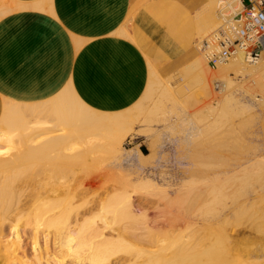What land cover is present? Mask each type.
Wrapping results in <instances>:
<instances>
[{"label":"bare ground","instance_id":"6f19581e","mask_svg":"<svg viewBox=\"0 0 264 264\" xmlns=\"http://www.w3.org/2000/svg\"><path fill=\"white\" fill-rule=\"evenodd\" d=\"M242 7L241 0H209L208 4L202 7L203 9L201 8V11L198 10L197 13L194 11L196 23L202 31V37L203 34H207L206 37L209 38L216 28L208 35L212 29L211 25L219 24L217 21L219 18L217 19L215 14L216 8H220L224 13L235 14ZM9 8L10 5L6 3V0H0V17L5 15ZM161 15L163 16V14ZM187 15L189 16L186 14L185 17ZM175 18L173 19L175 20ZM168 28L170 27L168 26L167 30H169ZM124 34L127 37L132 36L127 31ZM179 34L183 35L182 32ZM185 34L187 33L185 32ZM173 39L176 40L175 37ZM183 43L181 42V44ZM197 46H199L197 49L201 54L186 65L182 73L186 75L192 72L198 73L199 78L193 80L202 85L200 90L203 100L205 99L204 101L208 102L210 107L214 97L212 78L219 79L221 83L219 93L225 106L232 102H240L239 98L237 99L239 95L234 92L229 93V90L237 83L235 80L239 77L246 79V82L252 86L249 90H244V94L250 96L254 102L264 101V58L257 65L251 66L245 63L243 55H239L237 58L217 66L215 71H212L202 49V43L199 42ZM181 47L183 48V46ZM142 52L144 53V51ZM151 61L153 62V60ZM155 65L158 64L155 63ZM155 65L150 63L149 84L140 100L126 110H117L119 112H104L88 106L75 92L72 85L50 94L43 100L32 103L0 98V264H68L67 262H70L69 264H232L237 258L236 256L240 255L236 250L235 258L230 256L235 247L230 233H228L227 226L230 225V216L227 213L222 218V223L212 219L213 216L210 214L212 217L210 227L215 233H213L212 241H207L208 243L197 237L198 227L201 226H199V219L192 216V211H190L192 213L189 212L190 218H186L189 214L184 208L187 207L186 195L185 199L183 197L186 186L182 185L181 189H184L182 192L177 184L185 175V169H183L185 159L184 162L183 159L177 160L181 167H177L176 164L177 169L172 167L173 170L169 172L158 169L157 163L159 162L155 158L156 153L148 156L137 149L127 150L125 148L128 138L137 137L134 127L138 122V116L145 115L148 122L153 117V113L156 114L159 111L161 113L162 109L168 108L167 103H178V97H182L184 93L183 89L179 93L172 88L170 85L172 76L161 77L157 71L159 65L158 67ZM232 74H235L236 77H232ZM155 93L158 95V100L155 101L152 111L145 107L149 103L145 104L144 101L148 99L153 101ZM185 98H189V96ZM184 101L186 100L184 99ZM184 104L188 103L184 102ZM138 134L140 135L139 132ZM84 140L98 142L96 144L99 145V148L104 147L103 150L108 152L107 158L102 160L105 165L100 166L101 168L90 169L92 165L99 164L102 159H100L102 155L99 153L103 154L104 152L102 153L101 149L98 150L99 153L97 150L95 152L87 151V147L95 146L94 142L92 147V144L85 141L89 146L87 145L86 148L82 146L81 148L85 149H81L79 141L82 143ZM178 144L176 145L178 146ZM164 145L166 146V144ZM154 146L155 143L152 141L149 146L150 150H153ZM106 153H104V157ZM165 157L167 156L164 155ZM172 160L174 159L172 158ZM166 161L168 162V159ZM150 164H154L151 171L148 168ZM176 179L177 182H175ZM215 186L211 187L215 189ZM188 193L187 197L193 195V193ZM194 194L196 196V193ZM205 197L207 198V196ZM193 201L196 202L197 199H193ZM193 201L191 207H193ZM213 201L211 198L210 208L214 206ZM196 204L194 203V205ZM226 205L224 210H229ZM207 209L209 210V208ZM244 209L246 212V208ZM194 211L196 212V209ZM217 214L215 213L216 217H219ZM237 214L239 215L238 212ZM261 216L264 218V211ZM207 228L209 231V227ZM254 228L257 232L258 245L253 251L259 256H257L258 260L255 264H262V224L260 226L256 223ZM188 231H190V235L187 233ZM26 237H29L31 241L30 247L33 250L32 259L34 262L27 259L24 250L27 245ZM246 249L248 248L246 247ZM240 253L242 255L245 252ZM223 256L225 257L223 259L227 260L224 261ZM229 256L230 259H228ZM242 257L239 256L240 259L238 258L233 264H251L247 263L244 258L242 260Z\"/></svg>","mask_w":264,"mask_h":264},{"label":"crops","instance_id":"0c3cea01","mask_svg":"<svg viewBox=\"0 0 264 264\" xmlns=\"http://www.w3.org/2000/svg\"><path fill=\"white\" fill-rule=\"evenodd\" d=\"M208 2L6 0L9 11L0 17V98L32 103L72 85L94 109L126 110L145 93L150 63L168 78L199 56L197 44L204 40L195 14Z\"/></svg>","mask_w":264,"mask_h":264},{"label":"rangeland","instance_id":"374dc122","mask_svg":"<svg viewBox=\"0 0 264 264\" xmlns=\"http://www.w3.org/2000/svg\"><path fill=\"white\" fill-rule=\"evenodd\" d=\"M215 14L217 16V19L219 18L217 20L219 24L217 25L212 24L211 25L212 29L208 33V35L214 32L215 27H216L215 28V31H216L222 26L221 24L222 16H221L219 8H216ZM203 35L204 36L202 37L203 38L202 41L208 38L206 37L207 34H203ZM209 36H211V34ZM200 54L201 52L199 53V55ZM211 70L215 71V69H211ZM182 72H184L183 68L181 72L178 71L175 75H173L170 81V85H172V88H174L176 91H179V93H181L180 90L182 89H183L182 91H184V93L182 94V97H178L179 102L174 103L175 105L172 103H167L166 106L167 107L169 106V107L162 109L161 113L160 111L156 112V114L153 113V117H151V120H149L148 122L146 121L145 115L138 116V122L136 123L134 127V129L136 130L134 131L136 132L135 134H137V137L131 138V139L128 138L126 141L125 148L127 150L137 149L139 152L145 155H148V156L150 154L152 155V153L153 154L156 153L155 158H157L159 162L157 163L158 169L160 168V170L163 169L169 172L172 171L173 169H177V167H181L180 164L178 165L179 163L178 161L183 159L182 161L184 162V159H185L186 162L184 163L180 161L183 163V169H185V171L184 170L183 171L185 175H183L182 177L180 176L182 179H180L179 177L178 180L179 179L180 180L177 182V179H176L175 182H177V184L179 185L178 188L182 190V192L184 190V189H181L183 188L182 185L184 184V187L186 186L185 189L187 192L186 191L183 192V197L185 199V195H186L187 200L185 199V202L187 205L185 203L184 204L187 207H184V208H185V211H187L188 213L192 211L193 213L190 212L192 213V216L194 215V217L196 219L198 218L199 220L198 219L197 220L200 221V225H199L198 224L199 222L195 219V221L197 222V225L201 226V227H198L199 233L197 237L199 239L202 238L204 242L212 241L213 233H215V231L210 227V220L215 219V221L218 220L219 221L218 223H220L224 215L227 213L230 216V217L228 216L229 223H230V225L228 224L227 226L229 230L228 233H230L231 239L235 247L232 253H235L237 250L238 255L240 254L239 255L240 257H242L243 255L245 256L241 258L242 260L244 258L247 260L246 261L247 263L255 264L259 256L256 253L254 254V251H253V249H256L258 245L257 232H255L256 230H254L255 229L254 226L256 223H258V225L260 224V226L262 224V228H261L262 230V238H261L262 256L261 258L262 259L261 261H262V264H264V226H263L264 218H261L263 217L261 215L264 211V101L254 102L250 98V96H247L246 94H244V90H247V89L249 90L250 88H252V86H250V84L246 82L247 81L246 79L239 77L237 78V80H235L237 83L231 88V90H229L230 91L229 93L234 92L236 95H239L237 99L239 98L238 101L240 102L239 103L232 102V104H229V105L226 104L227 106H225V103L222 102V99L220 96L221 94L219 93V89L221 87L218 88L217 86V83L219 85H221V83L219 79L212 78V83H211L213 86L212 89L214 88L215 90V92L214 90H212L213 96L215 98L217 97L216 99L213 97L211 101V107L213 106L212 108L214 110L212 112V108L210 107V105H208V102L204 101L205 99L203 100V96L200 90L202 85L197 83L196 80H193V79L199 78L198 73L196 74L195 72H192L186 75L185 73H182ZM232 77H236V75L232 74ZM188 96L189 98H185ZM184 99L187 102L184 101ZM188 99L190 100L191 103L189 102ZM157 100H158V95L155 93L153 101L152 99L150 100L148 99L144 101L145 104L149 103L147 104V106L145 105V107L152 110L155 104V101ZM184 102L188 103L187 104L188 106L185 105ZM189 103L193 106H191ZM153 121L154 122L157 121V123H154ZM179 126H182V127H179ZM165 128H167L168 130ZM138 132L140 133V135L138 134ZM165 140H168V141H165ZM180 140L181 141L183 140V141L181 142ZM85 141L86 140H84L82 143L81 141H79L80 148L82 146H85L86 148V146L88 145L86 142H88L90 145L94 142V141L93 142H89V141L85 142ZM152 141L155 143V146L153 150H150L149 146L151 145ZM179 142L180 144H178ZM96 143L94 142L95 148L93 147V144H92L93 148L89 147L91 148L89 149L87 147L86 150L87 151L90 150L89 152H91V150L93 152L97 150V153H99L98 150L101 149L100 151H102V153L103 152L106 153V151L103 150L104 147L99 148V145H97ZM161 144L162 146L163 144H166V146L164 145L162 147ZM176 144H178V146ZM182 146L183 148H181ZM85 148H81V149H85ZM143 149H146V151H144ZM165 152L168 154H166ZM104 153L103 154H101V152L99 153V155H102L100 156V159L101 158L102 159L100 160L99 164L92 165L90 167L91 170L99 169L100 166L102 167L103 165H105L102 160L103 158L104 159L107 158L108 152L106 153L105 157H104ZM164 155L167 156L165 157L166 159L164 158ZM162 157H163V160H162ZM171 157L174 160H172ZM182 157H185V158H182ZM167 159H168V162L166 161ZM176 164H177V167H175ZM152 167H154V164L152 165L150 164L148 166L150 171ZM244 169L246 170V172ZM211 186L213 187L215 186V189H213V187ZM214 190L215 192H213ZM217 191L220 193H218ZM188 192L190 194L193 193V195L191 194L189 195V197H187ZM194 193H196V196H194L195 195ZM218 194L220 195L218 196ZM205 196H207V198ZM210 197L213 198L214 200L213 202H214L215 208L213 205H212L213 208H210V205H209L211 201ZM217 198L218 200H220V202H217L218 201ZM193 199H197V201L194 202L195 200L193 201ZM189 201L191 202L189 203ZM192 201H193V207H191ZM194 203L195 204L197 203V204L194 205ZM225 205L228 206L227 208H229V210H224ZM207 208H209V210L210 209L212 210L209 211ZM241 208L242 209L246 208V212H245V209L244 211H242ZM195 209H196V212L194 211ZM236 211L239 213V215L237 214ZM187 212H186V215L188 214ZM190 213L186 216V218L188 219L190 218L191 216ZM215 213L216 214L218 213L217 215H219V217L218 216L216 217ZM210 214H212L213 218L210 217ZM202 216L205 218H203ZM207 227H209L210 232L207 230L208 229ZM187 233L190 235V231H188ZM25 239H26L25 243L27 245L25 246L24 250L27 254V259L31 262H34V260L32 259L33 250L30 247L31 245L30 238L26 237ZM246 247L248 249H246ZM239 251L243 253L245 252V253L241 255ZM232 253L230 254V256L232 255L235 258L236 253L235 254H232ZM230 256L228 259H230ZM239 256H236L237 258H235L233 263H235V261L239 258ZM223 258L225 257L223 256L222 259ZM67 263L69 264L70 262H67Z\"/></svg>","mask_w":264,"mask_h":264},{"label":"built area","instance_id":"2783aa9c","mask_svg":"<svg viewBox=\"0 0 264 264\" xmlns=\"http://www.w3.org/2000/svg\"><path fill=\"white\" fill-rule=\"evenodd\" d=\"M237 13H224L222 26L202 43L209 66L221 64L243 55L246 64L257 65L264 58V0H241ZM218 88L221 87L217 83Z\"/></svg>","mask_w":264,"mask_h":264},{"label":"water","instance_id":"95a60500","mask_svg":"<svg viewBox=\"0 0 264 264\" xmlns=\"http://www.w3.org/2000/svg\"><path fill=\"white\" fill-rule=\"evenodd\" d=\"M144 151H146V149H143Z\"/></svg>","mask_w":264,"mask_h":264}]
</instances>
